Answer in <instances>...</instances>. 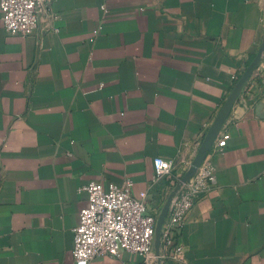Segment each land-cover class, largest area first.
Wrapping results in <instances>:
<instances>
[{
  "label": "crops",
  "instance_id": "obj_1",
  "mask_svg": "<svg viewBox=\"0 0 264 264\" xmlns=\"http://www.w3.org/2000/svg\"><path fill=\"white\" fill-rule=\"evenodd\" d=\"M28 35L0 9V264H76L89 181L133 182L152 210L192 160L264 42V0H55ZM215 183L187 214L180 253L90 264H264V49L230 108Z\"/></svg>",
  "mask_w": 264,
  "mask_h": 264
},
{
  "label": "built area",
  "instance_id": "obj_2",
  "mask_svg": "<svg viewBox=\"0 0 264 264\" xmlns=\"http://www.w3.org/2000/svg\"><path fill=\"white\" fill-rule=\"evenodd\" d=\"M54 1L0 0L5 31L8 34H32L41 15L45 14L51 20L58 17L53 9ZM228 137L227 133L217 134L201 163L185 179L192 160L181 159L177 166L174 160L153 157L155 178L170 179L165 198L155 211L149 206L146 192L133 193L130 178L120 184L92 180L81 185L79 190L86 192L87 205L80 211L79 222L73 229L71 253L76 264H90L100 253L116 256L122 251L144 256L153 253L157 258L180 253L177 236L194 202L214 185L212 158L215 152L223 149ZM172 191L160 227L157 256L154 245L157 221Z\"/></svg>",
  "mask_w": 264,
  "mask_h": 264
},
{
  "label": "water",
  "instance_id": "obj_3",
  "mask_svg": "<svg viewBox=\"0 0 264 264\" xmlns=\"http://www.w3.org/2000/svg\"><path fill=\"white\" fill-rule=\"evenodd\" d=\"M263 49H264V42L261 46V50L254 56V58L247 65L245 70L239 75V77L235 81L232 89L230 90L228 96L224 100V102H223L221 108L219 109L217 115L215 116L212 124L210 125V127L208 128L206 133L204 134V136L200 142L198 151H197L196 155L194 156V158L192 159L190 168L186 172L184 179L187 178V176H189L190 173L192 171H194V169L203 160V158H204L205 154L207 153L208 149L210 148L213 140L215 139L216 135L219 133L220 128H221L224 120L226 119V116H227L230 108L234 104L238 94L240 93V91L243 88L244 84L246 83L247 79L251 75L252 71L255 69V67L258 63V60L260 58V53L262 52ZM172 194H173V191L171 192L167 201L165 202V204L161 210V213L159 215L158 221H157V229H156L155 244H154L155 245V253L157 256H158L159 244H160V242H159L160 227H161V224H162V221H163L164 215L166 213V209H167V206H168V203L170 201ZM158 260H159V256H158Z\"/></svg>",
  "mask_w": 264,
  "mask_h": 264
}]
</instances>
